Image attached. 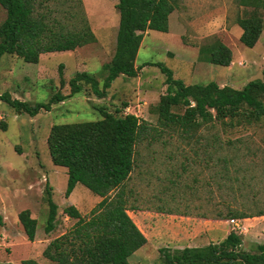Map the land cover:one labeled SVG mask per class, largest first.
I'll return each instance as SVG.
<instances>
[{
    "label": "rangeland",
    "instance_id": "rangeland-1",
    "mask_svg": "<svg viewBox=\"0 0 264 264\" xmlns=\"http://www.w3.org/2000/svg\"><path fill=\"white\" fill-rule=\"evenodd\" d=\"M118 2L46 0L59 11L56 16L65 19L66 29L81 28L85 15L96 41L75 51L43 54L38 65L4 55L0 95L7 92L30 104L46 103L56 92L70 95L69 81L83 72L95 78L102 90L107 77L103 66L111 62L116 50ZM175 4L169 33L145 35L136 59V67H141L138 76L119 77L105 97L84 84L80 94L34 118L0 103V264L26 260L54 264L44 259L45 249L76 223L65 209L76 205L89 218L97 205L98 196L81 184L66 197L68 170L53 165L47 143L54 125L96 122L102 119L101 110L115 113L127 105L123 114L156 126L155 110L167 93L166 76L158 65L171 69L186 85L217 83L242 90L263 79L264 32L254 48H247L240 41L242 30L237 25V19L251 9L240 7V0H176ZM63 12L74 18L67 19L69 14ZM258 12L264 21V7ZM6 16L0 6V26ZM215 40L232 50L230 67L199 61V49ZM61 65L65 87L60 85ZM181 137L179 132H168L138 148L137 165L127 183L128 213L148 242L131 256L129 264H160L161 249L218 244L233 232L228 217L231 210L264 209V121L253 126L202 129L190 140ZM47 185L59 207L56 229L50 234L45 230ZM26 210L38 221L34 242L28 240L19 221V214ZM241 221L247 229L240 234L242 249L254 252L257 245H264V217Z\"/></svg>",
    "mask_w": 264,
    "mask_h": 264
},
{
    "label": "trees",
    "instance_id": "trees-1",
    "mask_svg": "<svg viewBox=\"0 0 264 264\" xmlns=\"http://www.w3.org/2000/svg\"><path fill=\"white\" fill-rule=\"evenodd\" d=\"M45 1L0 0V6L7 15L0 26V63L7 54L37 65L43 54L75 51L96 41L85 15L81 28L66 29L62 24L65 19L56 16L57 8L52 9ZM79 2L82 4V0ZM175 2L119 0L116 50L111 62L103 66L107 77L102 90L95 78L83 72L69 81L70 95L56 92L46 103L30 104L14 99L6 92L0 95V103L34 118L42 112H51L54 105L80 94L84 84L91 86L100 98L105 97L106 91L119 77L138 76L141 67H136V59L145 35L152 31L169 33ZM240 7L252 10L245 11V16L237 19L242 30L240 41L247 48H254L264 32V21L258 12L264 7V0H240ZM65 12L69 14L67 19L74 18ZM233 59L232 50L220 40L199 49V61L203 63L230 67ZM157 67L166 76L167 93L160 97L156 107V126L136 115L123 114L125 105L115 113L101 110L102 119L96 122L52 127L47 143L53 165L68 170L66 197L69 198L81 184L102 200L89 218H84L74 206L65 209L64 213L76 223L47 246L44 251L47 261L54 264H129L131 256L147 244L146 236L128 213L131 207L127 191V183L137 165L138 148L144 142H156L168 132H179L183 134L181 138L190 140L202 129L253 126L264 121V73L262 80L252 81L244 89L237 90L229 86L220 87L217 83L186 85L175 78L171 69L164 65ZM62 68L63 65L58 68L60 85L65 87ZM51 191L47 185V234L56 229L59 215V207ZM228 217L231 220L264 217V209L256 212L231 210ZM19 221L28 240L34 242L37 219L26 210L19 214ZM242 247V237L233 231L218 244L161 249L160 264H264V245H257L254 252H246ZM22 264L39 263L26 260Z\"/></svg>",
    "mask_w": 264,
    "mask_h": 264
},
{
    "label": "built area",
    "instance_id": "built-area-1",
    "mask_svg": "<svg viewBox=\"0 0 264 264\" xmlns=\"http://www.w3.org/2000/svg\"><path fill=\"white\" fill-rule=\"evenodd\" d=\"M230 224L232 225L233 231L237 234H242L245 231V227L241 220L233 219L230 220Z\"/></svg>",
    "mask_w": 264,
    "mask_h": 264
},
{
    "label": "crops",
    "instance_id": "crops-1",
    "mask_svg": "<svg viewBox=\"0 0 264 264\" xmlns=\"http://www.w3.org/2000/svg\"><path fill=\"white\" fill-rule=\"evenodd\" d=\"M42 58V57H41ZM41 62V61H40ZM38 65V64H37ZM76 189H77V186H76V188L74 189V191H73V193L71 194V196L75 193V191H76ZM70 196V197H71ZM101 198L100 197H98V199H96V203L98 204L99 202H101ZM74 207H76L79 211H80V213H81V210H80V208L78 207V206H76V205H73ZM244 222H247V221H249V219H245V220H243ZM245 230H247L246 228H245ZM228 236V235H227Z\"/></svg>",
    "mask_w": 264,
    "mask_h": 264
}]
</instances>
